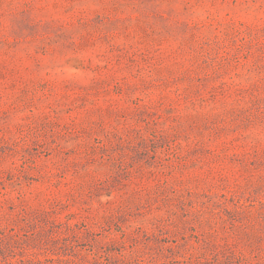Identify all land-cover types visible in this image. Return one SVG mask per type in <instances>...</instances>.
I'll return each mask as SVG.
<instances>
[{"label": "rangeland", "instance_id": "374dc122", "mask_svg": "<svg viewBox=\"0 0 264 264\" xmlns=\"http://www.w3.org/2000/svg\"><path fill=\"white\" fill-rule=\"evenodd\" d=\"M0 264H264V0H0Z\"/></svg>", "mask_w": 264, "mask_h": 264}]
</instances>
